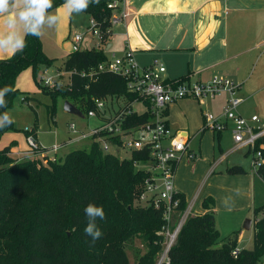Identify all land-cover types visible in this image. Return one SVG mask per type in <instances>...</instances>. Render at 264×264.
I'll list each match as a JSON object with an SVG mask.
<instances>
[{
  "label": "trees",
  "instance_id": "trees-1",
  "mask_svg": "<svg viewBox=\"0 0 264 264\" xmlns=\"http://www.w3.org/2000/svg\"><path fill=\"white\" fill-rule=\"evenodd\" d=\"M108 1L100 0L86 11L95 19L102 45L68 53L59 67L70 72L67 86L52 90L37 80L54 97L62 94L86 112L95 108L97 99L116 98V102L129 103L136 97L121 75L97 71L109 57L112 26ZM63 2L54 0L53 8ZM26 40L22 52L0 59V88L10 85L15 89L6 97L7 108L0 112L8 111L20 93L16 81L23 69L31 66L36 75L39 65L48 67L52 62L43 53L39 38L28 36ZM149 119L148 112L134 113L125 125ZM7 128L0 129V137ZM31 131L27 136L35 128ZM261 142L264 144V137ZM14 144L11 141L0 146V264H130L127 245L133 240L144 247L136 264H157L165 246L166 222L162 209L138 199L148 173L134 165L136 159L148 154L134 152L130 157H119L92 142L88 148L73 149L64 158L48 162L47 157L37 154L27 158L14 155ZM227 172L241 174L245 170L241 165H231ZM256 173L264 181V161ZM177 197V212L182 213L188 203L181 192ZM89 203L102 206L105 212V219L96 221L103 235L94 244L84 233V208ZM213 204L211 196L203 199V207ZM238 242V230L221 237L213 212L191 213L163 264H264V216L255 223L253 247L240 248L235 256Z\"/></svg>",
  "mask_w": 264,
  "mask_h": 264
},
{
  "label": "crops",
  "instance_id": "crops-1",
  "mask_svg": "<svg viewBox=\"0 0 264 264\" xmlns=\"http://www.w3.org/2000/svg\"><path fill=\"white\" fill-rule=\"evenodd\" d=\"M262 11L264 1L260 0H132L127 24L116 25L107 50L123 55L131 47L141 65L164 63L168 79L207 82L213 76L229 78L241 86L237 91L243 98L239 113L247 118L258 114L264 121V61L260 62L264 55H259L264 48V37L259 40ZM9 56L0 54V59ZM226 98L224 94L204 106L183 98L166 107L164 118L190 137V147L197 153L195 159L184 158L177 166L178 192L188 204L194 200L199 205L195 211L193 206L192 214L213 212L223 237L238 230L241 248L247 230L254 234L255 223L264 215V181L251 163L232 155L239 149L232 139L231 121L221 131L203 129L204 111L221 115ZM90 121L87 129L94 125ZM231 165H241L245 172L228 173ZM208 196L214 204L205 208L203 199ZM247 219L251 220L249 227Z\"/></svg>",
  "mask_w": 264,
  "mask_h": 264
},
{
  "label": "built area",
  "instance_id": "built-area-1",
  "mask_svg": "<svg viewBox=\"0 0 264 264\" xmlns=\"http://www.w3.org/2000/svg\"><path fill=\"white\" fill-rule=\"evenodd\" d=\"M131 4L132 0L108 1L112 28L118 24H127ZM89 29L96 32L100 39L94 18H91ZM82 40L83 36L80 33L71 37L73 51L81 49ZM47 71V68L43 70L40 82L45 87L54 88L57 86L60 74L45 76ZM97 71H109L121 75L126 81L128 90L135 93L136 97L129 103L121 100L116 102V98L97 99L95 108L88 110L86 117L88 120L96 119L98 122L87 130L79 129L74 122L70 123V129L73 134H76V137L70 140L91 137L93 142L99 143L104 152H112L111 149H113L118 153L119 150L124 149L129 152V157L134 152L148 154L146 158L134 161L137 169L148 173L138 193V199L145 202V205H152L163 211L166 222L163 228L165 246L157 262V264H163L169 259L168 252L187 216L192 213L195 202L193 200L187 206L172 229L167 227L175 218L179 203L177 197L179 192L175 185L177 166L184 158L192 160L197 157V153L190 147V137L181 133L180 130L173 129L165 120L166 107L183 98L194 99L204 106L206 101L226 94L227 98L221 115H216L209 110L204 111L203 129L221 131L226 128L227 121H231L235 148L246 149L248 154L252 155V166L255 170L264 161V144L261 142L264 137V121L258 114L247 118L239 113L238 108L243 102V98L237 95L240 84L222 76H213L207 82L191 81L188 77L168 79L164 75L167 71L164 63L154 61L150 65H141L131 47H128L123 55L112 54L98 65ZM88 73L91 77L94 76L93 72ZM135 102L143 103L145 110L140 113L133 110L132 105ZM144 112L150 114L148 121L125 125L129 116ZM27 139L30 145L27 152L33 153L32 151L37 149V153L45 158V155L53 151L55 155L47 158L51 161L58 159L56 154L63 144L45 148L37 143L33 134L28 135ZM143 161H149L150 165L140 164ZM239 249L236 248L233 251L235 256Z\"/></svg>",
  "mask_w": 264,
  "mask_h": 264
},
{
  "label": "rangeland",
  "instance_id": "rangeland-1",
  "mask_svg": "<svg viewBox=\"0 0 264 264\" xmlns=\"http://www.w3.org/2000/svg\"><path fill=\"white\" fill-rule=\"evenodd\" d=\"M263 1L264 0H260V2ZM61 5L62 4L53 8L54 12L57 8H59L61 15L60 22L52 28H45L42 36L39 37L43 53L51 58L52 62L48 67L43 64L39 65L36 75L34 74L31 66L23 69L19 73L16 86L19 88L20 93L16 95L12 106H10L8 110L14 118V123H12L11 127L4 130V133L0 137V146L9 143L10 141H15L13 151L16 154L24 153V156L22 154V158H27L32 154L39 155L37 153V149H34V151H32L33 153L27 152L30 149L27 134L32 132V128H35L33 134L35 135L37 143L42 147L52 148L55 145H61L63 141H67L65 144L60 146L56 154V158L58 159L64 158V156L73 149L88 148L93 142L91 137L76 139L74 141L70 140V138L76 137V134H73L70 129V123L74 122L79 129L87 130V112L85 110H81L80 113L66 111L65 103L68 99H66L62 94H57L54 97L51 92L44 90L43 87L39 86L37 83V80L43 75V70L47 68L48 71L45 73V76H57L60 74L57 86L52 88V90L61 89L67 86L69 73L64 70H60L59 67L64 64L68 53L72 51V44L69 35L72 37L74 34L80 33L83 36L81 49H90L101 44L96 32L89 29L91 25L90 14L84 12L80 15L69 16L65 10L60 7ZM260 22H264V11L261 13ZM116 28L117 27L115 26L112 33L113 35L115 34ZM263 37L264 25L259 29V40ZM118 53H121V51L118 50ZM107 54L109 57L112 56L111 51L109 50H107ZM259 55H264V48L260 50ZM263 61L264 58L260 61L261 65ZM166 72L164 74L165 76ZM132 108L139 113L145 110V106L141 102H135L132 105ZM52 110L53 114L50 113ZM97 122L98 121L96 119H92V121H90L91 124H96ZM39 150H41V148H39ZM111 150L112 153L118 154L119 157L129 156V152L124 149L119 150L118 153L113 149ZM245 152L246 149L241 148L234 151L232 155L243 158L245 159V162L248 161L252 164V155ZM48 155L45 156L51 158L55 155V153L50 151ZM46 160L48 162L50 161L49 158H46ZM140 164L149 166L150 162L143 161ZM142 203L145 204V202ZM198 207L199 205H194V211ZM182 213L176 212L175 218L167 227L172 229L174 227L173 225L178 222ZM221 235V237H223L224 232ZM219 243L221 244V242ZM239 246L241 248L253 247L252 231L247 230L245 236L240 241ZM127 247L130 264H136L135 257L137 258L139 253L144 251V247L140 245L139 240H133L127 245Z\"/></svg>",
  "mask_w": 264,
  "mask_h": 264
},
{
  "label": "clouds",
  "instance_id": "clouds-1",
  "mask_svg": "<svg viewBox=\"0 0 264 264\" xmlns=\"http://www.w3.org/2000/svg\"><path fill=\"white\" fill-rule=\"evenodd\" d=\"M99 3L100 0H64L60 7L71 16L80 15ZM53 7L54 0H0V22L3 24V31H0V54L15 56L27 47L28 36L39 38L45 28L56 26L61 15L59 8L54 12ZM14 91L10 85L0 88V109L7 108L6 97ZM12 123L14 118L8 111L0 112V129ZM236 191L239 192L238 189ZM84 213L87 217L84 233L94 244L103 235L96 221L105 219V212L102 206L89 203Z\"/></svg>",
  "mask_w": 264,
  "mask_h": 264
},
{
  "label": "water",
  "instance_id": "water-1",
  "mask_svg": "<svg viewBox=\"0 0 264 264\" xmlns=\"http://www.w3.org/2000/svg\"><path fill=\"white\" fill-rule=\"evenodd\" d=\"M65 109H66V111L75 112V113H80V111H81L75 104H73L70 101H66ZM250 221H251L250 219H247L246 225H248L250 223ZM245 227H247V226H245ZM248 227H249V225H248Z\"/></svg>",
  "mask_w": 264,
  "mask_h": 264
}]
</instances>
